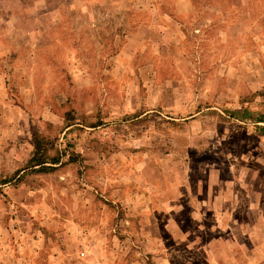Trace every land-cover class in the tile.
Masks as SVG:
<instances>
[{
    "label": "rangeland",
    "instance_id": "obj_1",
    "mask_svg": "<svg viewBox=\"0 0 264 264\" xmlns=\"http://www.w3.org/2000/svg\"><path fill=\"white\" fill-rule=\"evenodd\" d=\"M0 264H264V0H0Z\"/></svg>",
    "mask_w": 264,
    "mask_h": 264
},
{
    "label": "trees",
    "instance_id": "obj_2",
    "mask_svg": "<svg viewBox=\"0 0 264 264\" xmlns=\"http://www.w3.org/2000/svg\"><path fill=\"white\" fill-rule=\"evenodd\" d=\"M34 139H35L34 140L35 150L30 160V167L31 168L39 167V172L50 170L51 167L47 166V164L49 163L47 161V152H46L47 145L43 143V141L38 136H36ZM51 164L54 165L58 164L57 159H53Z\"/></svg>",
    "mask_w": 264,
    "mask_h": 264
}]
</instances>
